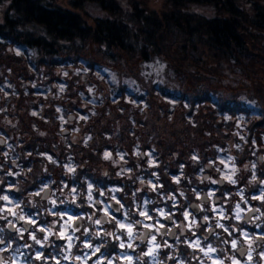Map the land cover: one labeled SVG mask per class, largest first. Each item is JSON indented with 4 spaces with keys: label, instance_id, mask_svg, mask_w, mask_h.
<instances>
[{
    "label": "flooded vegetation",
    "instance_id": "1",
    "mask_svg": "<svg viewBox=\"0 0 264 264\" xmlns=\"http://www.w3.org/2000/svg\"><path fill=\"white\" fill-rule=\"evenodd\" d=\"M59 127H55L53 137L55 149L50 151L42 147V143L49 144L47 137L28 142L24 136H12L20 129L0 133V197H9L8 202L0 199V206L16 205L23 209V215L36 221V224H30L19 219V214L17 217L8 215L7 220L0 219V240L5 241L0 243V261L4 264H57V261L59 264H97V261L100 264H108V261L127 264L123 259L126 256L132 257V264H213V261L233 264V257L239 264H264L261 255L264 252V200L259 199L264 190V183H261L264 180L263 163L255 179L244 177V181L233 184L215 172L216 168L212 169L210 164H204L202 169V159L197 152L189 155L188 160L187 155H177L171 158V163V160L167 161L170 173L156 177L149 175L142 184L137 175L132 180L130 175L126 180L132 190H127L117 182L121 179L107 176L106 171L102 176H95L86 169L88 164L76 168L79 159L74 148L78 136L72 135L70 125ZM41 128L35 126L34 129L38 133ZM215 149V154H219L221 148ZM143 151L147 153L141 151L139 157L145 162L151 152L147 148ZM47 155L52 156L51 162L55 165L71 163L70 174H50L47 180L39 171L33 172L32 166L46 161ZM82 157L85 159L86 156ZM136 160L134 153V164ZM257 161L264 160L258 157ZM237 205L243 209L239 213L240 219L236 218ZM160 209L167 215L162 216ZM185 210L196 221L191 229L180 227L189 223L184 217ZM140 211L147 212L153 220H146ZM4 215L5 212L0 211V217ZM204 216L209 220L205 221ZM97 220L99 225L95 223ZM136 220L142 223L133 225V239L129 240L127 230L119 228L117 221L127 224ZM155 220L166 227L159 228L157 224L159 231L143 227L144 223ZM41 228H50L52 233L41 232ZM61 228L65 236L72 237L70 248L69 241L59 235ZM29 232H34L39 239L48 235L51 243L36 244ZM106 232L113 235H105ZM151 235L156 236V243L168 246L148 256L145 253ZM196 240H200L201 247L207 248L211 244L216 251L206 256L185 242ZM232 240L236 241L235 248ZM121 242L125 245L123 248ZM129 243L133 245L131 248ZM25 244L31 247H25ZM97 247L101 251L92 255ZM38 252L42 254L40 258ZM77 256L81 259L77 260Z\"/></svg>",
    "mask_w": 264,
    "mask_h": 264
},
{
    "label": "trees",
    "instance_id": "2",
    "mask_svg": "<svg viewBox=\"0 0 264 264\" xmlns=\"http://www.w3.org/2000/svg\"><path fill=\"white\" fill-rule=\"evenodd\" d=\"M166 2V11L158 16L146 8L144 0H68V5L59 4L56 0H0V6H6L5 10L0 11V84L8 78L13 88L11 91L16 93L6 103L14 105L17 110L23 108V113L19 115L20 122L28 124L31 119L37 121L30 115L32 107L38 106L31 99L35 92L26 83L36 79L43 71L53 74L57 66L65 63L73 67L84 63L88 76L96 70L102 72L107 69L120 81L127 78L141 81L142 76L138 72L131 76L118 67L122 54H132L134 59L139 60L164 58L175 79L178 96L189 89L192 97L187 98L185 94L187 97L182 99L192 108L196 102H209L202 112L205 116L213 107L223 114L230 110L240 114L251 111L245 99L256 103L255 112L264 110V0ZM201 5L212 8V14L207 16L194 10V7ZM88 6L93 8L90 10ZM87 19L91 20L92 25L88 24ZM89 45L97 50L96 55L106 56V62L93 57L95 54L84 55ZM7 47H19L24 53L17 58H4L2 55L8 54ZM114 49L122 54L116 56L107 53H112ZM213 63L228 68L235 79L234 84L218 83L204 89L210 85L202 81L209 79L211 82V79L217 78ZM15 64L19 65L17 73L14 72ZM255 70L262 73V78L256 76ZM203 71L205 78L202 77ZM50 80L54 85L53 79ZM98 83L107 90L104 86L110 81L99 80ZM228 92L233 94L226 96ZM63 100L67 102L65 97ZM148 102L147 110L163 107H158L160 99L153 90L149 91ZM211 114L215 123L217 116ZM91 123L100 124L97 118ZM109 124V130H106L109 135L114 131L118 134L119 129L123 134L120 142L117 138L112 142L114 152L125 153L128 159L133 152L134 138L131 136L134 135V112L127 110L118 115L116 122ZM139 126L142 124L139 123ZM144 144V150L154 151L147 141ZM155 146L166 155L169 145L165 146L166 150L159 148L158 143ZM173 153L177 154L176 151ZM133 162H129L132 170L136 166Z\"/></svg>",
    "mask_w": 264,
    "mask_h": 264
},
{
    "label": "rangeland",
    "instance_id": "3",
    "mask_svg": "<svg viewBox=\"0 0 264 264\" xmlns=\"http://www.w3.org/2000/svg\"><path fill=\"white\" fill-rule=\"evenodd\" d=\"M56 1L59 4L68 5V0ZM144 2L146 8L155 12L158 16L166 11V0H144ZM88 7L90 10L93 8ZM5 8V5H1L0 11L5 10ZM194 10L207 16H210L213 12L212 8L205 5L196 6ZM94 11H97V9H94ZM87 21L89 25H92L91 20L87 19ZM9 48L10 50H8ZM201 49L207 51L204 47ZM7 51L8 54L2 55L7 59L9 57H20L24 53L19 47H7ZM96 52L97 50L89 45L83 53L90 56V54L96 55ZM107 53L116 56L122 54L118 49L112 50V53ZM9 54L12 55L9 56ZM93 57H98L105 62L107 60L104 55ZM204 59L205 57H203ZM121 60L118 67L123 68L125 72H129L131 76L138 72L137 74L142 76L143 80L136 81L134 78H127L120 81L107 69L102 72L96 70L93 75L88 76V69L84 63H80L76 67L71 66L70 63L62 64L57 66L53 74L41 72V75L36 79L26 83L27 87H31L35 92L31 98L33 104L38 103L36 108L32 107L30 110V115L37 118V121L31 119L32 121L28 124L19 121V115L23 113V108L17 110L14 105L6 103V101L16 96L15 91H11L13 89L11 80L7 78L3 84H0V87H2L0 90V133L15 130V128L20 129V131L14 132L12 136H24V139L28 142L38 137L45 140L47 137L46 142L48 141L49 144L42 143V147L50 151L51 148L55 149L52 144L55 127L70 125L73 131L72 135L78 136L74 148V153L78 155L76 157L79 159L75 163L76 168H80V165L84 163L88 164L89 166L87 165L86 169L89 168V171L95 176H102L106 171L107 176L113 175V179H121L117 182L122 183L123 189L127 190H132V185L126 180L130 175L131 180L134 175H137L138 182L140 184L145 183L149 175L156 177V175L164 176L170 173L167 161L171 160L169 162L171 163L172 157L187 155L185 158L188 160L189 155L196 152L202 159V169L205 166L204 164H210L212 169L216 168L215 172L223 178L226 175H232L233 179L241 182L245 180L244 177H251L249 179L252 180L254 174L257 177V173L262 169L260 167L261 163L264 164V161H257L258 157L264 160V110L255 112L253 110L256 105L255 102L252 103V101L245 99L251 111L242 114L236 113V110H230V112L223 114L218 112L219 110L216 107H213L214 109H209L208 113L204 112L206 113L205 116L202 112L209 102H196L194 108H192L186 100L182 99L186 95L187 98L192 97L188 88H186L188 89L187 92L184 89L185 93H180L178 96L174 87L176 84L175 79L168 70L167 61L164 58L156 57L154 59L139 60L134 59L132 54H122ZM107 63L111 64L110 62ZM15 66L16 70L14 72L17 73L19 65L15 64ZM213 68L216 69L217 78L211 79V82L209 79L202 81L210 85L204 89L218 83L234 84L235 79L230 75L228 68L225 69L224 65L219 63H213ZM255 71L257 72L256 76L262 78V73ZM202 73V77L205 78L206 73L204 71ZM249 74L253 76L252 73ZM50 79H53L52 83L54 85L51 84ZM242 79H245V77ZM99 80H105L106 82L109 80L111 85L106 84L104 87H107V90L102 89L101 84L98 83ZM112 80H114V84ZM112 84L113 88L111 87ZM123 87L125 92L120 90ZM150 90L158 94L160 99L158 107L160 108L163 105L161 109L152 108L147 110ZM231 94L228 92L225 95L229 96ZM64 97L67 102H64ZM41 98L42 101H40ZM182 102L184 104H181ZM66 104H68L67 107ZM127 110L134 112V135H130L134 138V141H132L134 142L133 152L128 155L131 159H126L125 153L114 152L115 147H113L112 142L115 138L119 139L120 142L123 136L122 130L119 129L118 134L114 131L110 135L106 131L109 130V123L116 122L118 115L127 112ZM211 113L217 116L215 123L210 117ZM69 115H74V120L71 122L68 120ZM139 116L140 119H138ZM96 118L100 122L98 125L91 123ZM139 123L142 126H139ZM35 126L42 127L43 131L41 128V131L36 133ZM60 127L59 129H61ZM11 141L15 142L14 139ZM146 141L147 145H151L154 151H150L149 157L143 162L139 155L142 152L147 153L142 151ZM108 143L110 144L107 146ZM156 143L159 144V148L164 150H166L165 146L169 145L166 155L161 153V149H157ZM216 147L221 148L217 155L215 154ZM99 148L103 150L101 149L102 151L99 152ZM174 151H176V155H173ZM134 153L137 160L135 162L136 166L132 170L129 162L134 161ZM82 155L86 156L85 159H82ZM50 158L52 159V156L47 155L45 157L46 161H41L40 165H33V172L39 171L42 177L47 180V176L50 174L62 175L64 172L70 174L71 163L65 166L58 162L55 165ZM42 159L44 160V157ZM233 164L235 170H233Z\"/></svg>",
    "mask_w": 264,
    "mask_h": 264
},
{
    "label": "snow or ice",
    "instance_id": "4",
    "mask_svg": "<svg viewBox=\"0 0 264 264\" xmlns=\"http://www.w3.org/2000/svg\"><path fill=\"white\" fill-rule=\"evenodd\" d=\"M105 155L107 156L108 154L106 153ZM150 163H151V161H150ZM232 167H233V170H235V165L234 164L232 165ZM69 170L72 171L71 168ZM225 178L230 180L231 183H233V184H235L237 182L235 179H233L232 175H226ZM174 179H176V177H174ZM253 179H255V174L253 175ZM261 183H264V180H262ZM155 187L156 186L153 185V188H155ZM181 194H183V193H181ZM89 198L91 199V197H89ZM0 199L4 200L6 202L9 201V197L7 195H5L3 197H0ZM259 199L264 200V190H261V195H260ZM118 203H119V201H118ZM0 211L5 212V215L3 217H0V219L7 220L8 215H11L12 217H17V215L19 214V219L26 220L30 224H36V221L34 219H32L30 216L23 215V209L18 208V206H16V205H13L12 207H8L7 205L0 206ZM159 211H160V214L162 216L167 215L166 213H164V211L162 209H160ZM241 211H243V209H240L239 205H237V216H236L237 219L241 218L240 214H239ZM257 211H258V209H257ZM106 214H107V212H106ZM139 214L141 216L145 217L146 220H153V217L150 216L145 211H140ZM262 215H264V213H262ZM184 217H185L186 220H189V223L187 225L181 224L180 227H187V228L191 229L192 226L196 223L195 219H192L191 218V214L188 211H186V210L184 211ZM69 219H71V217ZM169 219H171V217H169ZM204 220L205 221L209 220V217L208 216H204ZM8 223L13 228H15V225L12 224V221L9 220ZM95 223L99 225L100 221L97 220V221H95ZM141 223L142 222L139 221V220H136L134 222H130V223H127V224L117 221V224H118L119 228L127 230L129 240L133 239V236H132L133 225L134 224H141ZM157 224H159V228H165L166 227L164 224H160L159 220H155L153 223H144L143 227L147 228V229H150V230L159 231V228L156 227ZM219 226L223 227V225H219ZM23 231L28 232L29 230L28 229H23ZM40 231L41 232L52 233V229H50V228H41ZM225 231H227V229H225ZM164 234H167V233H164ZM29 235H30L31 239L36 244L43 245L44 242H46V241L51 243V241H49V236L48 235H44L42 239L37 238V236H36V234L34 232H29ZM59 235H60V237L62 239H66L67 241H69L68 247L70 248L71 247V239H72V237L71 236H65L63 228L60 229ZM105 235H113V234L106 232ZM21 238H23L22 233H21ZM8 239L11 240L12 238L8 237ZM141 239H143V237H141ZM205 239H207V237H205ZM245 239H247V236H245ZM155 241H156V236L155 235H151V239L149 241V248H148L147 253H145V255L152 256L157 249H160L161 247H167L168 246L166 243L164 245H161L159 243H156ZM4 242H5L4 240H0V243H4ZM185 242L189 243L190 247H192L193 249H199V251L204 252L206 256L209 255L210 253L216 251V249L213 248L211 244H209L207 246V248L201 247L200 240H196L194 243L193 242H188V241H185ZM231 243H232V246L235 248L236 247V241L232 240ZM87 246L90 247V248L92 247V245L90 243H88ZM124 246H125L124 243L121 242L120 247L123 248ZM132 246L133 245L131 243L128 244V247L131 248ZM9 247H11L10 243H9ZM25 247H29L30 248L31 245L25 244ZM100 251H101V249L99 247H97L95 249V252L92 253V255H95L97 252H100ZM261 255L264 256V252H262ZM41 256H42V254L38 252L37 253V257L40 258ZM51 258L55 259V256H52ZM64 259L67 260L68 257L65 256ZM76 259L80 260L81 257L77 256ZM123 259H125L127 261V264H132V257L131 256L123 257ZM249 259H251V257H249ZM0 264H4V262L0 261ZM13 264H15V262H13ZM57 264H59V261H57ZM97 264H100V261H97ZM108 264H112V261H108ZM213 264H222V261H213ZM233 264H239V261H237L235 259V257H233Z\"/></svg>",
    "mask_w": 264,
    "mask_h": 264
},
{
    "label": "water",
    "instance_id": "5",
    "mask_svg": "<svg viewBox=\"0 0 264 264\" xmlns=\"http://www.w3.org/2000/svg\"><path fill=\"white\" fill-rule=\"evenodd\" d=\"M8 50H10V48H9ZM68 120H69V121H73V120H74V115H69V116H68Z\"/></svg>",
    "mask_w": 264,
    "mask_h": 264
}]
</instances>
